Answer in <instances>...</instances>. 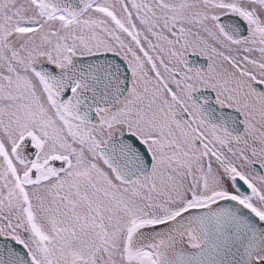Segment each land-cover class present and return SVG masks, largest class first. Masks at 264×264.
Instances as JSON below:
<instances>
[{
  "label": "snow or ice",
  "instance_id": "snow-or-ice-1",
  "mask_svg": "<svg viewBox=\"0 0 264 264\" xmlns=\"http://www.w3.org/2000/svg\"><path fill=\"white\" fill-rule=\"evenodd\" d=\"M0 264H264V0H0Z\"/></svg>",
  "mask_w": 264,
  "mask_h": 264
}]
</instances>
